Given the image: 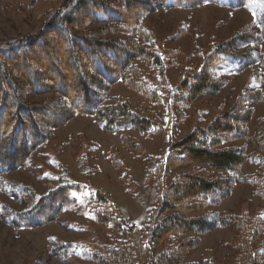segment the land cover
<instances>
[{
  "label": "trees",
  "instance_id": "1",
  "mask_svg": "<svg viewBox=\"0 0 264 264\" xmlns=\"http://www.w3.org/2000/svg\"><path fill=\"white\" fill-rule=\"evenodd\" d=\"M158 1L164 8L188 9L220 0ZM244 2L231 0L226 5L238 7ZM153 10L151 0H70L68 6L45 14L38 32L0 41V174L24 165L55 129L77 114L92 116L108 132L131 128L157 134L163 129L154 117L139 112V102L133 108L127 100L106 98L109 87L120 81L144 99L155 103L161 99L157 90L139 77L141 68L162 65V56L154 49L143 21ZM250 27L212 44L201 64L185 71L172 88L176 95L167 101L168 107L181 110L199 94L220 89L215 69L222 60L236 62L239 71L262 62L263 69L254 70L256 88L244 89L227 111L194 127L149 169L147 181L155 182L158 195L143 232L147 242L159 248L149 264H197L187 256L197 246L198 235L230 226H235L236 249L224 264H264V206L252 215L208 210L230 194L236 179L249 185L253 195L264 202L263 118L251 127L253 105L264 103V56L257 48L264 39V9ZM42 96L47 97L45 101L34 100ZM177 115L182 113L177 110ZM121 137L136 158L145 156L138 143ZM237 139L251 146V154L245 146L224 147ZM249 158L256 169L245 175L241 166ZM193 162L196 165L190 170L175 172ZM83 187L65 181L19 211L0 204V215L14 228L45 224L56 220L61 210L75 201L70 193ZM87 200L95 222L107 223L121 233L113 245L104 243V251L94 248L92 261L137 264L113 201L92 186Z\"/></svg>",
  "mask_w": 264,
  "mask_h": 264
},
{
  "label": "rangeland",
  "instance_id": "2",
  "mask_svg": "<svg viewBox=\"0 0 264 264\" xmlns=\"http://www.w3.org/2000/svg\"><path fill=\"white\" fill-rule=\"evenodd\" d=\"M230 1L182 9L164 8L158 0H151L154 10L143 16V21L150 31L154 49L162 56V65L151 64L147 70L141 68L139 77L153 86L161 99L157 98L156 103L144 99L120 81L109 87L106 98L127 100L133 108L139 102V112L154 117L163 129L157 134L131 128L108 132L102 130L92 116L77 114L55 129L24 165L0 174V204L15 211L30 206L65 181L85 186L80 191H72L70 196L75 201L65 206L56 220L45 224L14 228L0 215V264H97L90 258L93 249L104 251V243L113 245L121 233L92 218L87 200L91 186L99 188L113 201L116 213L122 218L125 235L133 245L136 263L149 264L159 250L147 242L143 232L149 210L156 208L158 195L155 182L147 181L149 169L156 165L158 158L164 159L170 147L194 127L206 125L227 111L244 89L258 86L254 70L263 69L261 61L239 71L236 62L224 59L215 69L221 82L217 92L199 94L181 110L168 107L167 101L176 95L173 89L184 72L200 65L213 45L231 39L245 28L250 30L251 23L256 22L264 9L254 0H245L238 7L226 5ZM69 3L70 0H0V41L38 32L45 14ZM257 48L264 56V39L258 42ZM170 90L172 92L168 93ZM46 98L34 97V100L41 102ZM177 110L182 113L181 117ZM259 118L264 121L262 102L253 105L251 127ZM122 135L139 144L141 155L151 158H136L134 152L125 147ZM225 146H245L248 153L252 151L244 139L225 143ZM194 165L196 163H189L175 172H186ZM255 169L256 165L249 158L242 164L241 173L252 174ZM263 206L264 202L253 195L249 185L236 179L230 194L219 203L209 205L208 210L252 215ZM234 228L217 227L199 234L198 244L189 252L187 260L197 264L210 261L224 264L235 254Z\"/></svg>",
  "mask_w": 264,
  "mask_h": 264
},
{
  "label": "snow or ice",
  "instance_id": "3",
  "mask_svg": "<svg viewBox=\"0 0 264 264\" xmlns=\"http://www.w3.org/2000/svg\"><path fill=\"white\" fill-rule=\"evenodd\" d=\"M254 2L260 3L262 6H264V0H254Z\"/></svg>",
  "mask_w": 264,
  "mask_h": 264
}]
</instances>
